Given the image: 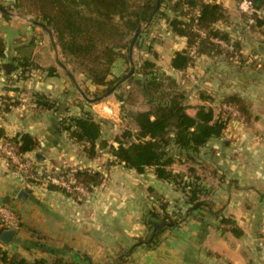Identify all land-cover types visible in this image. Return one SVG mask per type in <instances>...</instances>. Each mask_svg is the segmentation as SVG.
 Listing matches in <instances>:
<instances>
[{"label": "crops", "instance_id": "crops-1", "mask_svg": "<svg viewBox=\"0 0 264 264\" xmlns=\"http://www.w3.org/2000/svg\"><path fill=\"white\" fill-rule=\"evenodd\" d=\"M204 1L220 4L227 11L226 21L216 27L239 45L240 62H227L223 56L200 57L187 71L176 72L171 61L186 48V39L171 33L165 20L145 27L143 39L152 42L157 54L156 60L147 54L149 59L179 81L185 78L182 82L188 103L194 104L189 115L194 117L197 107L203 105L218 115L223 97L230 94H238L249 103L254 118L245 123L243 136L235 141L224 136L212 139L196 155V165L180 156L171 167L181 174H185L187 166L196 168L209 192L207 201L224 207L226 218L234 220L243 235L235 236L230 226L220 225L219 219L206 214L201 221L188 219L168 231L157 249L139 248L129 264H264V22L251 24L250 16L238 10L241 0ZM7 12H0V38L6 48L0 65H9L11 72L0 75V130L6 138L27 133L38 139L39 150L26 157L43 165L54 158L76 167L82 158L70 150L68 132L61 127L62 118L71 115L63 111L68 105L65 93L72 91L76 81L61 66L49 34L46 33V42L42 40L39 29L44 30L34 18ZM19 61L30 64L25 81L16 80L22 69L13 71L12 65ZM50 68L55 69L52 75ZM201 94L210 100L202 99ZM38 95L55 101V109L37 110ZM6 98L10 104L8 112L4 111ZM90 107L83 103L82 110L92 111ZM76 110L73 107L70 111ZM3 141L0 139V201L12 209L17 222L20 219L26 227L43 231L53 250L68 246L89 255L95 264H114L122 247L146 234L145 216L159 208L157 197L170 203L176 201L175 206L180 201L177 187L158 180L152 170L140 175L122 165H112L111 161L105 182L85 198L68 197L57 187L25 186L12 174L2 155ZM38 155L45 159L37 158ZM89 162L98 163L92 159ZM23 190L27 196L20 201ZM14 229L19 232L9 245H4L6 250L29 260L47 257V253L37 249L29 250L30 234H23L18 226Z\"/></svg>", "mask_w": 264, "mask_h": 264}, {"label": "trees", "instance_id": "trees-1", "mask_svg": "<svg viewBox=\"0 0 264 264\" xmlns=\"http://www.w3.org/2000/svg\"><path fill=\"white\" fill-rule=\"evenodd\" d=\"M157 1L14 0L18 9L24 6L26 15L32 16L36 22L52 31L62 54L77 60L88 79L96 86L105 87L106 91L121 80L109 79L116 62L122 58L127 64L130 63L129 47L139 27H142V32L135 47L138 49L145 46L147 53L156 60L157 54L152 43L145 44L143 29L159 20H165L170 32L185 38L187 42L186 48L177 52L171 61L174 71H187L200 57L223 56L230 63L241 61L239 45L232 43L229 35L216 27L219 22L227 19V11L223 6L204 0H161L157 9ZM252 1L256 8L264 7V0ZM0 7L7 9L1 5ZM261 23L263 21H256L257 25ZM219 42L232 46L233 49L223 48ZM5 57V42L0 40V60L3 61ZM29 66L26 61L12 65L13 71L22 69L21 74ZM2 68L0 66V75ZM54 72V68L49 69L51 75ZM184 79L179 81L160 70L154 60L142 61L128 79L127 85L138 89L147 108L129 112L130 127L114 138L117 146L103 137L104 122L89 110L83 109L80 116H71L65 124H61L71 140L82 146L84 154L89 158L96 157L98 150H108L117 164L134 170L137 174H146L152 170L158 180L178 188L181 187L180 182H183L180 189L185 196V207L175 215L169 213L167 204H160L159 208L148 212L145 216L146 234L136 238L132 245L122 247L114 264H129L139 248L157 249L165 241L168 231L180 227L188 219L201 221L206 214L219 219L221 225H230V231L235 236L243 235L235 222L223 215L224 207H216L214 203L207 201L205 197L209 192L203 185L204 178L197 175L196 168L192 167L197 164L196 155L212 139L223 136L232 114L222 112L216 115L211 107L203 105L197 107L194 117L189 115L190 105L182 82ZM201 98L210 100L204 94H201ZM8 102L9 99L6 98L5 112L10 111ZM35 102L39 111L53 110L56 107V103L44 95H38ZM120 102L124 100L121 99ZM224 104L237 111V119L247 123L252 118L249 103L240 95L224 96ZM132 125L134 129L131 128ZM0 139L10 142L20 156L36 152L40 148L38 139L27 133L6 138L0 130ZM173 148L177 149L178 154H172ZM180 156H184L192 164L185 183V174L171 170ZM74 178L88 192L105 182V174L102 172L92 174L78 170ZM189 178H192L190 182ZM157 198L159 202L163 201V198ZM17 226L29 231L32 238L28 240L29 250L37 249L47 253V257L29 260L6 250L0 242V264H95L89 255L75 252L68 246L60 250L51 249L45 236L35 229L27 228L20 219ZM6 230L0 221V233Z\"/></svg>", "mask_w": 264, "mask_h": 264}, {"label": "rangeland", "instance_id": "rangeland-1", "mask_svg": "<svg viewBox=\"0 0 264 264\" xmlns=\"http://www.w3.org/2000/svg\"><path fill=\"white\" fill-rule=\"evenodd\" d=\"M0 5L6 7L9 10V12H15V13H18L20 15L28 16V15H26V9L24 8V6H20L21 8L18 9L15 6L14 0H0ZM21 13H23V14H21ZM40 28H42V27H40ZM39 33L41 34L42 40L46 42L47 41L46 40V38H47L46 37V33L47 32H45V31L42 32L39 29ZM51 35H52L53 39H51V37H50V39L52 41L53 49H55L54 51L56 52L57 57H59L58 60L60 62H62L63 66L66 69L65 71L67 73L71 74V76H72L71 78H73V80L76 81L74 88H72V91L71 92L68 91L67 93H65V94H68V99H67V102H66V103H68V105H66V104L64 105L67 108L63 109V111H65L67 113H70L71 115L64 116L62 118V120H61V124L66 122V120L69 117H71V116H80V115H78V113H79L80 109L82 110L83 103L84 104H88L89 106L91 105L90 108L91 109L95 108L96 110L94 109L95 112L93 111V109H92V111L91 110L90 111L92 113L94 112L93 114L95 115V117L97 119H99V120L104 122V132H103L104 134H103V137L106 140H108L110 144L114 145V138L117 137V136H120L127 127H130L129 126L130 125V119L128 117L129 112H131V111H139V110L142 111V110L147 108L145 106V104H144V100H143L141 94L139 93L138 89L135 86L127 85V83H128L127 82L128 80H127L125 83H123L117 89V91H115L113 93V95H111L110 97H108L107 99H105V100H103L101 102L91 104L89 100H95V99H97L99 97H102L104 94H106V92L108 90L106 91L105 87L94 85L88 79V76L85 73H83V70H82V68L80 66V63L77 60L71 59V58H69V57H67V56L62 54L61 49H60L59 45L57 44L56 37L53 35L52 31H51ZM0 40H3V39L0 38ZM148 41L145 42V44L146 43L148 44L149 43ZM147 54L148 53L146 51V47L145 46L143 48H138V49L135 47L134 52H133V62H130L129 64H127L124 59L120 58L116 62V64L114 65V67L112 69V76H110L109 79L110 80L117 79V78L118 79H122L123 77H125L130 72V70L133 67L135 68V71H134V73H135L137 68L139 67V65L142 63V61L147 60V59L150 58V57H148ZM0 66L3 67L2 68V70H3L2 72L5 75L8 72H11V67L9 65L4 64V65H0ZM157 66H158V64H157ZM158 68H159V66H158ZM27 72H29V70L24 71L23 74L20 73V75L17 76L16 80L17 81H19V80H24L25 81L26 79H28L29 76H27ZM129 96H130V99H128ZM121 99H123L124 102H120ZM69 100H72V102L70 103ZM221 102H222V103H220L221 104V110H220L219 113H222V112L225 113V111L223 109V101H221ZM104 104L105 105L113 104L115 106V110H116L117 115H118L117 121L107 118L108 114L105 113L104 111H102V108L104 107ZM192 105H194V104L190 105V109H193ZM60 106H62V105H60ZM60 106L57 107V108H60ZM73 107L74 108L77 107L79 111L76 110L75 112L74 111L71 112L70 110H72ZM47 111H51V110H46L45 112H47ZM81 112L82 111H80V114H81ZM236 116H238V115L237 114L236 115H232V118H231L230 123H229L230 127L227 128L226 131L223 133L224 137H227L229 140H233V141L238 140L239 137L243 136L244 132L246 131L245 128H244V125H245L246 122L244 120L237 119ZM251 116H252V114H251ZM253 118L254 117L252 116L250 121L253 120ZM250 121H248V122H250ZM131 128L134 129L135 127L132 125ZM68 135H69V133H68ZM69 142L72 145L71 146L69 144L70 148H71L70 150L75 152V154L78 155V157L82 158V162H80V164L78 166H76V167L75 166L71 167L72 164L70 162H68L66 164H63V162L61 160L58 161V159L56 160V159L53 158V159L50 160V163L44 164L45 168L46 167H49V168L50 167H54V168L57 167V168L60 169V172H67V171H70L72 168L73 169H77V171L78 170H82V171L90 172L92 174H94L96 172H102V173L105 174V180H106V178H107V174L106 173L108 171V167H109L110 161L112 162V165H115V164L117 165L115 159L112 157V155L110 153H108V150H104V151H99L98 150L97 151L98 153H97L96 157L89 158V157H87L84 154L82 146L77 145L73 140H71L70 136H69ZM115 146H117V144H115ZM212 150L210 149L209 152H214L213 154H215V151H212ZM216 151L219 152V149L216 150ZM172 154H178L176 148L172 149ZM56 158H57V156H56ZM90 159L96 160L98 163H96V165L95 164L91 165V164H89L90 163L89 162ZM7 164H8V162H7ZM185 174H188V166H187V170H186ZM186 181L187 180L184 179V183ZM182 184H183V182L182 183L180 182V185H181L180 188H182V186H183ZM30 186L31 187H33V186L34 187H36V186L39 187V186H44V185H42L41 183L37 182V184H29L28 185V187H30ZM55 186L63 194L67 195L68 197H72L74 199L78 198L74 194L65 193L62 190L61 187H58L57 185H55ZM44 187H47V186H44ZM180 188H178V187L176 188L177 191L180 193V198L178 199L180 201L177 202L178 206H175V202L176 201H174L173 203H170L169 201H167L164 198V200L159 203V207H160V204H167L169 209H170L169 213L172 214V215H175L178 212L179 209L184 208L185 207V204H184L185 196H184V194L182 192V189H180ZM94 191H95V189H93L92 192H89V195H90V193H93ZM165 202H167V203H165ZM174 207H175V209H174ZM223 215L226 217V215L224 213H223ZM227 218H229V217H227ZM229 219H231V218H229ZM219 223H220V221H219ZM220 225H221V223H220ZM228 226H230V225H228ZM27 228L33 229L31 227H27ZM12 229H14V228H12ZM8 230H11V229H8ZM21 231L23 232V234L24 233L25 234L26 233L29 234L28 230H25V229L23 230L22 229ZM18 232H19V230H18ZM38 232L41 233L40 235L45 236L43 231H38Z\"/></svg>", "mask_w": 264, "mask_h": 264}, {"label": "built area", "instance_id": "built-area-1", "mask_svg": "<svg viewBox=\"0 0 264 264\" xmlns=\"http://www.w3.org/2000/svg\"><path fill=\"white\" fill-rule=\"evenodd\" d=\"M238 10L244 15L250 16V23L254 24L256 21L264 22V7L256 8L252 0H241L238 5ZM221 43L224 47L233 49L223 42ZM194 54V50L192 52ZM223 109L226 113L232 115H238L237 111L228 105H223ZM102 111L108 114L109 119L117 121V112L113 104L105 105ZM2 155L8 162L11 168L12 174L17 180H19L25 186L29 184L41 183L44 186L57 185L61 187L63 191L68 194H74L79 198H85L89 196V192L82 186L77 184L74 174L77 169H71L67 172H60L59 168L44 167L42 163L34 158L26 157L25 155H18L10 142H4L2 147ZM0 221L8 229L17 227V220L14 212L7 208L0 201Z\"/></svg>", "mask_w": 264, "mask_h": 264}, {"label": "water", "instance_id": "water-1", "mask_svg": "<svg viewBox=\"0 0 264 264\" xmlns=\"http://www.w3.org/2000/svg\"><path fill=\"white\" fill-rule=\"evenodd\" d=\"M160 1L161 0L157 1V9H158V7L160 5ZM0 12H2L4 14H8V12L2 7H0ZM35 24L40 26V27H42L43 30L50 35L51 39H53V37L51 35V31L44 24H41V23H38V22H35ZM141 32H142V27H139L137 29L132 41H131V44H130V47H129V59H130V62H133V52H134L135 46L137 44V41H138V39H139V37L141 35ZM61 66L65 69V67L63 65H61ZM134 71H135V68L133 67L130 70V72L125 77H123L114 87H112L110 90H108L106 92V94H104L102 97H99V98H97L95 100H89L90 103L94 104V103L101 102V101L107 99L108 97H110L111 95H113V93L115 91H117V89L123 83H125L128 79H130L133 76ZM69 75L71 76V74H69ZM40 157L41 156H39V155L37 156V158H40ZM41 159L44 160L45 158L41 157ZM51 187L56 188L55 185H51ZM26 196H27V192L23 190V191L20 192L18 199L20 201H23ZM17 233H18L17 229L6 230V231L0 233V242L3 245H6V246L9 245L12 242V240L16 237Z\"/></svg>", "mask_w": 264, "mask_h": 264}]
</instances>
